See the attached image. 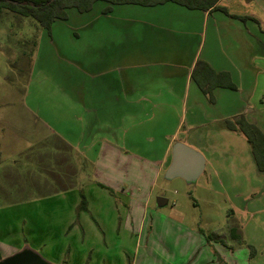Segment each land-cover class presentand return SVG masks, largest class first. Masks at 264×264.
Returning a JSON list of instances; mask_svg holds the SVG:
<instances>
[{
  "label": "rangeland",
  "instance_id": "rangeland-1",
  "mask_svg": "<svg viewBox=\"0 0 264 264\" xmlns=\"http://www.w3.org/2000/svg\"><path fill=\"white\" fill-rule=\"evenodd\" d=\"M108 4L51 29L0 9V260L29 248L50 264H264V172L226 132L247 110L262 124L264 58L249 57V86L205 94L196 66L238 69L236 32L204 35L174 3ZM176 130L206 158L196 181L156 173Z\"/></svg>",
  "mask_w": 264,
  "mask_h": 264
},
{
  "label": "trees",
  "instance_id": "trees-1",
  "mask_svg": "<svg viewBox=\"0 0 264 264\" xmlns=\"http://www.w3.org/2000/svg\"><path fill=\"white\" fill-rule=\"evenodd\" d=\"M98 1L109 3L104 13H110L114 6L125 4H136L145 7H154L165 3H175L190 10L213 11L227 9L219 6L220 0H0V9H8L24 16H31L38 19L45 27L51 29L56 19H67L68 9L76 8L80 12H88L93 9ZM245 19V17H240ZM200 69L201 74L198 84L203 93L208 94L212 88L230 87L236 89L228 72L217 73L207 62H199L196 69ZM212 93V92H211ZM214 101V99L212 100ZM226 128L237 131L245 136L251 146L253 158L259 169L264 172V132L256 124L241 115L236 120H227ZM82 208L86 209V199L83 198ZM232 239L242 244V236L237 227L230 228ZM214 236H209L213 240ZM252 248V247H251Z\"/></svg>",
  "mask_w": 264,
  "mask_h": 264
},
{
  "label": "crops",
  "instance_id": "crops-1",
  "mask_svg": "<svg viewBox=\"0 0 264 264\" xmlns=\"http://www.w3.org/2000/svg\"><path fill=\"white\" fill-rule=\"evenodd\" d=\"M167 4V3H165ZM158 5V6H163ZM175 4V3H174ZM178 5V4H177ZM180 6V5H179ZM219 6L224 7L227 9L228 13L223 11V10H213V11H200V10H191L194 11L192 14H194L196 17L200 19L202 22V29H203V34L205 35L207 31H209V25L213 26V30H223V31H228L229 33H235V37L233 38L234 40L237 41V43H233L232 41V48L230 51L231 56H236V57H243L240 60V65L238 69H236L239 73H241L243 76L241 77L239 73L235 70L236 64H231L229 67H223L222 64L219 66L217 64V61L214 60L212 62L210 59H207V63L217 72H228L231 76V79L234 83L236 82V90L239 92L240 90V84H246L248 80V86L250 85V77L252 76V72L255 71V67L252 68V66L255 64V61L249 57H253L257 55L258 59L261 61V59L264 58V0H220L219 1ZM157 7V6H154ZM182 8H185L183 6H180ZM188 9V8H185ZM190 10V9H188ZM217 12H221L225 14L226 16L224 17H216ZM240 17H245V19L240 18ZM215 21V23H212V21ZM224 26L227 28L225 29ZM212 31V30H211ZM244 43H242V42ZM235 42V41H234ZM237 54H233V52H236ZM238 52H241L243 55L240 56ZM228 56V55H227ZM225 57V56H224ZM249 59V60H248ZM232 61H235L234 58H232ZM232 61H230L232 63ZM236 62V61H235ZM251 64H253L251 66ZM190 73V72H189ZM248 73V74H247ZM189 76V74H188ZM238 82V83H237ZM245 82V83H244ZM247 86V87H248ZM157 88V85L151 86V89ZM218 88H224V87H218ZM216 88V89H218ZM226 89V88H224ZM189 95V93H188ZM214 98V101H217ZM216 103V102H215ZM248 110L245 112H242L238 114L236 117L234 116V120L238 119L241 117V115H245L247 120L256 123L264 132V117H263V122L262 124H258L255 120L251 119L248 115ZM230 120V119H227ZM226 120V121H227ZM226 132H234L238 133L237 131H232L226 128ZM178 134V130H176L175 134L171 136L170 138L168 137V134L166 135L169 140L164 146V149L161 151L163 154L160 155L159 158L154 159V163L156 165V173L157 175L160 173L162 169H167L168 166L171 163L172 160V148L173 145L176 143V136ZM241 134V133H240ZM242 135V134H241ZM244 138L245 136L242 135ZM246 139V138H245ZM151 140L154 141V138ZM247 141V139H246ZM184 142V141H183ZM186 143V142H185ZM248 143V141H247ZM249 144V143H248ZM250 146V144H249ZM251 148V146H250ZM252 151V150H251ZM215 240V239H213ZM210 244H213L215 249L218 251L219 255L221 258L225 261L228 260V256L224 254L218 246H221L219 243H214V241H210ZM219 249V250H218ZM213 253V252H212ZM214 254V253H213ZM216 257L213 258L211 261H215ZM230 264H232L229 261Z\"/></svg>",
  "mask_w": 264,
  "mask_h": 264
},
{
  "label": "water",
  "instance_id": "water-1",
  "mask_svg": "<svg viewBox=\"0 0 264 264\" xmlns=\"http://www.w3.org/2000/svg\"><path fill=\"white\" fill-rule=\"evenodd\" d=\"M206 168V158L198 150L183 143L176 142L172 148V160L166 170L168 179L182 178L188 182L199 179ZM168 200L158 198V206L165 207ZM0 264H50L39 253L31 249H23L0 260Z\"/></svg>",
  "mask_w": 264,
  "mask_h": 264
}]
</instances>
